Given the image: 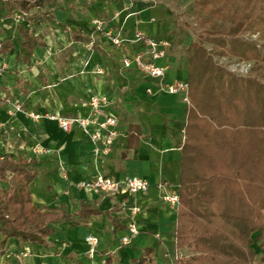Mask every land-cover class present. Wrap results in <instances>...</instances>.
Here are the masks:
<instances>
[{"label":"crops","instance_id":"crops-1","mask_svg":"<svg viewBox=\"0 0 264 264\" xmlns=\"http://www.w3.org/2000/svg\"><path fill=\"white\" fill-rule=\"evenodd\" d=\"M193 1L139 0L131 7L136 13L127 16L126 0H30L20 23L29 26L33 18L31 27L42 42L29 65L5 57L9 68L0 75V150L35 158L33 203L67 217L49 223L53 232L45 243L9 237L0 244V264H106L109 257L110 264H134L146 248L151 264H172L182 254L175 235L179 204L163 196L179 191L189 102L183 93L159 90V84L188 81L186 47L194 37L182 26L180 9ZM17 4L0 0V40L13 35L16 49L20 40L9 15L20 9ZM96 17L106 26H122L128 37L141 30L167 40V53L158 60L167 66L165 75L153 77L135 65L124 66L123 56L142 49L143 42L112 44L94 29ZM90 93L107 95L106 111L119 118V135L107 154L98 151L101 140L91 136L95 124L88 130L78 125L64 130L54 119L34 118L12 104L16 100L27 110L86 115ZM99 172L119 179L137 175L150 184L137 193L77 185ZM83 207L95 212L82 218ZM130 221L139 232L122 243ZM88 235L96 241L87 240ZM258 250L256 264H264V249Z\"/></svg>","mask_w":264,"mask_h":264},{"label":"trees","instance_id":"trees-1","mask_svg":"<svg viewBox=\"0 0 264 264\" xmlns=\"http://www.w3.org/2000/svg\"><path fill=\"white\" fill-rule=\"evenodd\" d=\"M28 10L30 0H16ZM7 6H10L8 3ZM197 34L186 47L189 107L172 264H256L264 249V0H194ZM32 23L0 40V58L29 65L42 42ZM251 62L247 73L218 58ZM36 159L0 150V244L45 243L64 214L32 201ZM95 212L83 207L80 217ZM258 244V245H257ZM134 264H151L145 249ZM106 264H110V257Z\"/></svg>","mask_w":264,"mask_h":264},{"label":"built area","instance_id":"built-area-1","mask_svg":"<svg viewBox=\"0 0 264 264\" xmlns=\"http://www.w3.org/2000/svg\"><path fill=\"white\" fill-rule=\"evenodd\" d=\"M127 4L125 9L128 10L127 16L135 14L136 11L132 10L135 1L139 0H126ZM145 1V0H141ZM23 9L14 10L9 17H11L13 24H19L26 15ZM94 29L103 33L112 44L124 47L131 41L140 40L143 42V48L133 53H126L123 56V65L130 67L135 65L141 72L153 76L163 77L166 72V65L159 64L158 60L164 57L167 53L170 43L165 39H157L145 34L141 30H137L134 37H128L123 33V27L118 28L106 26L103 19L96 17L92 20ZM1 46V43H0ZM9 68L8 62L5 58H0V75H3ZM97 72H103L102 67L96 68ZM159 90L169 93H183L184 99L189 102V84L187 80L178 79L171 83L160 82ZM148 91H152L151 88ZM109 98L105 94L90 93L87 99L89 112L86 115H60L50 112H37L34 110L25 109L23 103L20 101H12L14 110H24L34 118L48 117L58 122L59 126L64 130H70L73 126L78 125L85 130L89 129L91 124L96 125V129L91 132L94 140H101L102 147L98 151L103 154L109 152L110 145L114 142L115 138L119 135L118 122L119 118L116 114L106 111V106L109 104ZM149 181L137 176L130 175L125 178L119 179L112 175L103 172L96 173L93 177L82 179L77 183L79 187H88L93 189H100L112 193L124 191L127 193H137L139 191H146L149 187ZM164 200L172 205L179 204V194L177 192L166 194L163 196ZM134 207L133 210H137ZM139 232L137 224L130 221L127 225V230L120 238L122 243H127L132 235ZM87 240L96 241L95 237L88 235Z\"/></svg>","mask_w":264,"mask_h":264},{"label":"rangeland","instance_id":"rangeland-1","mask_svg":"<svg viewBox=\"0 0 264 264\" xmlns=\"http://www.w3.org/2000/svg\"><path fill=\"white\" fill-rule=\"evenodd\" d=\"M0 9H1V5H0ZM183 8L180 9V14L184 15L183 16V20H182V26L188 28L191 30L193 37H195V35L197 34L198 29L196 28V24H195V20L192 16V6H185L184 9ZM18 41V38H16ZM218 60L224 64H226L230 69L238 72V73H242L245 74L247 73V71L249 70L250 66H251V62H243V61H239L235 58H226V57H220L218 58Z\"/></svg>","mask_w":264,"mask_h":264}]
</instances>
